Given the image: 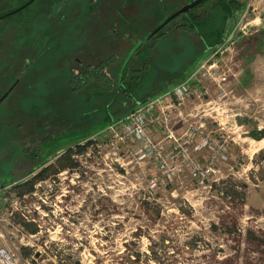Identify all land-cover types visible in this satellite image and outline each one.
Returning a JSON list of instances; mask_svg holds the SVG:
<instances>
[{
    "label": "rangeland",
    "instance_id": "rangeland-1",
    "mask_svg": "<svg viewBox=\"0 0 264 264\" xmlns=\"http://www.w3.org/2000/svg\"><path fill=\"white\" fill-rule=\"evenodd\" d=\"M157 4L120 8L125 25L108 4L103 43L95 40L89 59L72 53L74 63L113 59V93L92 83L61 95L51 84L44 100L33 82L25 96L12 94L0 134V264H264V0H248L209 52L172 24L145 43L178 9ZM193 75L194 94L172 123L178 144L158 126L152 146L107 130L136 108L120 83L148 99ZM206 137L213 151L197 150ZM89 142L75 170L52 171L23 200L9 193Z\"/></svg>",
    "mask_w": 264,
    "mask_h": 264
},
{
    "label": "flooded vegetation",
    "instance_id": "flooded-vegetation-1",
    "mask_svg": "<svg viewBox=\"0 0 264 264\" xmlns=\"http://www.w3.org/2000/svg\"><path fill=\"white\" fill-rule=\"evenodd\" d=\"M112 1L114 0H0V134L6 127L5 123L9 118L10 99L17 89L23 88L24 90L21 91L25 96V87H33V82L37 84L34 87H40L39 90L44 87L49 90V85L52 84L53 88H57L55 92L62 95V93H66L67 89L71 90L72 94L80 93L91 80H95V83L97 80L99 83L103 82V79L108 76L106 74L108 63L106 58H95L97 62L93 64L88 59L92 44L96 45L95 40H99L102 44V38H106L105 15L107 6L110 5L109 7L117 10L118 18L122 20L120 24L125 25L127 21H124V17L120 16V8L157 4V0H115L114 7ZM195 1L158 0L159 5L163 7L178 8L167 19ZM247 1L202 0L187 12L176 17L167 26L176 25L175 33L199 39L202 46L205 47V52H209L212 50V42L226 37L230 24L233 25L237 21L238 14L245 7ZM100 8L98 14L97 10ZM130 12L129 10L128 13ZM74 17L80 18V22ZM41 21L44 24L40 30L35 25ZM78 24L79 32L75 29ZM118 28L117 25L110 31L111 36L118 35ZM165 28L150 38L156 31L154 29L145 43L163 34ZM78 35L80 41L77 44L81 43L83 49L77 47L75 40H77ZM126 36L128 37L127 33ZM101 44L97 42V45ZM15 49L17 51L13 52ZM75 50L76 52L79 50L77 55H83L82 58L84 59L86 55L88 59L76 58V63H74L72 53ZM17 52L18 61L15 57ZM30 57H34V61L29 62L28 58ZM109 61H113V59ZM34 76L37 78L32 81ZM12 79H14L13 82ZM44 93L43 90L40 92L39 99H44ZM42 95L43 98H41ZM21 126L20 128L23 130L22 133H18V137L20 141H23L25 140V133L24 126ZM66 131L73 132V129L67 128ZM25 145L24 141L22 146V154L24 155L27 151ZM10 157H8L10 161L9 170L15 164L11 163Z\"/></svg>",
    "mask_w": 264,
    "mask_h": 264
},
{
    "label": "built area",
    "instance_id": "built-area-1",
    "mask_svg": "<svg viewBox=\"0 0 264 264\" xmlns=\"http://www.w3.org/2000/svg\"><path fill=\"white\" fill-rule=\"evenodd\" d=\"M195 86L196 77L193 75L167 91L139 104L130 115L119 122L113 123L107 130L118 136L117 131L121 129L123 131L121 141H130V139L133 141H144L145 145H148L147 141H149L150 146H152L153 143L150 138L151 128L158 126L167 139L174 140L178 144L179 140L175 137L172 123L176 118L183 117L185 108L194 94ZM201 131L203 130L201 129ZM196 132L197 129L194 130V135ZM194 135L192 136V141L195 138ZM209 143V138L206 137L197 150H201L202 146L208 147ZM208 148L213 151L210 145ZM185 155L189 158L190 150L187 151L185 149ZM215 158L214 155L212 160ZM0 254L2 257L6 256L4 250H1Z\"/></svg>",
    "mask_w": 264,
    "mask_h": 264
},
{
    "label": "trees",
    "instance_id": "trees-1",
    "mask_svg": "<svg viewBox=\"0 0 264 264\" xmlns=\"http://www.w3.org/2000/svg\"><path fill=\"white\" fill-rule=\"evenodd\" d=\"M111 62L112 61H108L106 68H108V66ZM94 81L95 80H91V82L88 83V86L92 83H95ZM165 82L166 81L163 82L165 84V87H168V85H167L168 83H165ZM164 84H163V86H164ZM97 85L101 87L103 94L113 93L112 92L114 90L113 81L108 76H106L103 79V82H101V83H99V81L97 80ZM119 85H120V91H123L124 94H126L127 97L129 98V100H131L136 105V107L139 104H142V103L146 102L147 100H150L151 98H153V97H151V98L149 97L147 99V98L141 97L139 94H137V95L132 94L131 89H129L128 86H125L124 84H121V83ZM168 89H170V88H165V90H163V92L167 91ZM120 91L117 92V94H119ZM163 92H161V93H163ZM161 93H159V94H161ZM140 99H145V100H140ZM44 100H46V99H44ZM109 115L111 116V114H109ZM68 119L71 121L73 120V118H68ZM67 122H69V121H67ZM110 122H112V121H110ZM82 126H83V124H82ZM106 126H107V124H106ZM99 129H97V130H99ZM87 130L88 129H86V131ZM97 130H95V132H98ZM92 144L93 143L89 142L88 144H86L84 146L79 145V146H75L73 148H68L65 151V153L61 154L57 158L55 163L45 167L40 173L35 175L32 179L25 180L23 182H21V181L16 182L13 186H11L9 193L15 194V196L18 199L23 200L25 197L34 194L37 184H39L42 181L47 180L50 177V174H52V171H53V174L58 175L62 171L75 170L78 167V163H77L75 157L76 156H83ZM33 154H35V153H33ZM33 154L31 155V153H30V156L28 159L33 158V160L35 161V155H33ZM31 161H32V159H31ZM33 232H37V231L34 230ZM156 260L157 261L159 260L158 257H156Z\"/></svg>",
    "mask_w": 264,
    "mask_h": 264
},
{
    "label": "water",
    "instance_id": "water-1",
    "mask_svg": "<svg viewBox=\"0 0 264 264\" xmlns=\"http://www.w3.org/2000/svg\"><path fill=\"white\" fill-rule=\"evenodd\" d=\"M202 0H196L195 2H193L192 4H190L189 6L181 9L180 11H178L177 13H175L174 15H172L170 18H168L162 25H160L156 31L150 36V38H153L156 34H158L162 29H164L170 22H172L176 17H178L179 15L187 12L190 8L196 6L197 4H199Z\"/></svg>",
    "mask_w": 264,
    "mask_h": 264
}]
</instances>
